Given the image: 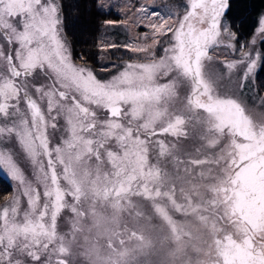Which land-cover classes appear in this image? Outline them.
I'll return each instance as SVG.
<instances>
[{"label": "snow or ice", "instance_id": "1", "mask_svg": "<svg viewBox=\"0 0 264 264\" xmlns=\"http://www.w3.org/2000/svg\"><path fill=\"white\" fill-rule=\"evenodd\" d=\"M234 6L100 0L93 58L61 0H0V264H264V14L241 43Z\"/></svg>", "mask_w": 264, "mask_h": 264}, {"label": "trees", "instance_id": "2", "mask_svg": "<svg viewBox=\"0 0 264 264\" xmlns=\"http://www.w3.org/2000/svg\"><path fill=\"white\" fill-rule=\"evenodd\" d=\"M65 16V32L72 44L74 55L87 53L94 58L95 42L105 19H119L118 14L98 7L97 0H61ZM264 11V0H235L233 14H243L245 23L239 30L243 40L253 34L257 20ZM260 47V46H259ZM258 47V48H259ZM256 88L264 95V71L253 78ZM13 191L11 182L0 174V203Z\"/></svg>", "mask_w": 264, "mask_h": 264}, {"label": "rangeland", "instance_id": "3", "mask_svg": "<svg viewBox=\"0 0 264 264\" xmlns=\"http://www.w3.org/2000/svg\"><path fill=\"white\" fill-rule=\"evenodd\" d=\"M98 1V7H99V3H100V0H97ZM104 2H105V4H115V3H117L118 2V0H104ZM100 8V7H99ZM103 10V9H102ZM104 10H109L107 7H105L104 8ZM111 11L113 12V13H116V14H118V16H119V19H121L122 17L120 16V14L118 13V10L115 8V7H112L111 8ZM261 14H264V11L261 13ZM260 14V15H261ZM104 22V21H103ZM102 22V23H103ZM256 26H257V24H256ZM103 31H105V29L103 28V24H102V26H101V29H100V31H99V33H101V32H103ZM107 31H113V29H107ZM116 33H117V37H119V38H121V39H123V29H115L114 30ZM254 31H255V29H254ZM98 33V34H99ZM254 33V32H253ZM251 36V35H250ZM249 36V37H250ZM249 37L248 38H246V39H249ZM240 38V42L241 43H243L246 39H242L241 37H239ZM259 47V44H257V48ZM97 51V50H96ZM218 52H220V53H222L221 55H220V59H224L225 58V56H226V53H225V51L224 50H218ZM121 53H123V49H121L120 50V52H118L117 53V55H120ZM128 55H131L130 53L128 54ZM254 78V77H253ZM253 78H251V84L252 85H254V87H256V85H255V81L253 80ZM262 95V94H261ZM1 175H4L7 179H9L8 177H7V175L6 174H4V173H0ZM5 199V198H4ZM4 199H3V201H4ZM3 201H1V203H3Z\"/></svg>", "mask_w": 264, "mask_h": 264}]
</instances>
